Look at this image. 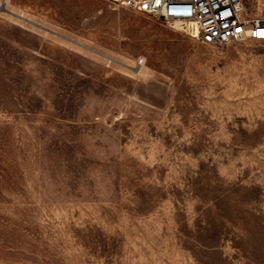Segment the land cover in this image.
<instances>
[{"label": "rangeland", "instance_id": "1", "mask_svg": "<svg viewBox=\"0 0 264 264\" xmlns=\"http://www.w3.org/2000/svg\"><path fill=\"white\" fill-rule=\"evenodd\" d=\"M0 264H264V40L0 0Z\"/></svg>", "mask_w": 264, "mask_h": 264}, {"label": "built area", "instance_id": "2", "mask_svg": "<svg viewBox=\"0 0 264 264\" xmlns=\"http://www.w3.org/2000/svg\"><path fill=\"white\" fill-rule=\"evenodd\" d=\"M127 9L182 23L199 42L219 48L264 40V0H119ZM144 59L137 61L140 67Z\"/></svg>", "mask_w": 264, "mask_h": 264}, {"label": "water", "instance_id": "3", "mask_svg": "<svg viewBox=\"0 0 264 264\" xmlns=\"http://www.w3.org/2000/svg\"><path fill=\"white\" fill-rule=\"evenodd\" d=\"M159 19L164 21L166 19L165 14L163 13V14L159 15Z\"/></svg>", "mask_w": 264, "mask_h": 264}]
</instances>
